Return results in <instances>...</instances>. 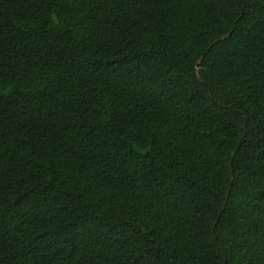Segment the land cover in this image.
I'll use <instances>...</instances> for the list:
<instances>
[{
    "label": "trees",
    "instance_id": "trees-1",
    "mask_svg": "<svg viewBox=\"0 0 264 264\" xmlns=\"http://www.w3.org/2000/svg\"><path fill=\"white\" fill-rule=\"evenodd\" d=\"M0 264H264V0H0Z\"/></svg>",
    "mask_w": 264,
    "mask_h": 264
},
{
    "label": "water",
    "instance_id": "water-1",
    "mask_svg": "<svg viewBox=\"0 0 264 264\" xmlns=\"http://www.w3.org/2000/svg\"><path fill=\"white\" fill-rule=\"evenodd\" d=\"M225 38V37H224Z\"/></svg>",
    "mask_w": 264,
    "mask_h": 264
}]
</instances>
